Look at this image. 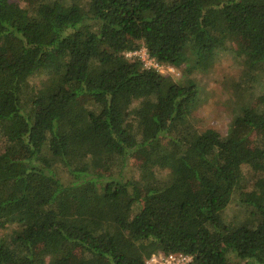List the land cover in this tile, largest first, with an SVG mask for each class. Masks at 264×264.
I'll return each instance as SVG.
<instances>
[{"label":"trees","instance_id":"trees-1","mask_svg":"<svg viewBox=\"0 0 264 264\" xmlns=\"http://www.w3.org/2000/svg\"><path fill=\"white\" fill-rule=\"evenodd\" d=\"M228 51L251 140L197 124ZM0 141V264H264V0H0Z\"/></svg>","mask_w":264,"mask_h":264},{"label":"rangeland","instance_id":"rangeland-1","mask_svg":"<svg viewBox=\"0 0 264 264\" xmlns=\"http://www.w3.org/2000/svg\"><path fill=\"white\" fill-rule=\"evenodd\" d=\"M21 5L35 8L39 4V0H16ZM228 46L230 50H236L238 46L237 39L235 38H229L228 39ZM129 57L133 58H140L143 61H146L147 64L151 62H155L153 59L149 57V54L147 53V49L145 47H142L139 50H136L132 52V55H129ZM148 64V65H149ZM162 73L170 74L172 75L176 80H183L185 77L184 68H181L179 70L175 69L172 66L164 67L159 66L158 68ZM239 67L237 66L234 56L231 51L222 53L219 59L215 63L214 72L208 76L200 75V83L203 86V91L201 95V105L195 112L197 118H198V126L201 129H206L208 127L215 128L219 131H221L223 134H227L229 132V129H232L233 134L237 138H247L248 140L254 139L255 134H251L249 132L248 128L243 127H232V121L234 117L235 112V104L234 101L230 100L232 97V84H228L227 86H231L232 89H228L225 87L224 82L226 81V78L229 79V77L233 76L237 73ZM42 78L38 77L34 80L38 83V85H41ZM234 90V89H233ZM253 91L255 92V104L259 102L260 96L263 95L261 87L258 86V84L254 87ZM234 128V129H233ZM253 135V136H252ZM251 138V139H250ZM2 141H0V150L2 147ZM139 165V162L137 160H131L128 164V166L125 169V175H127L129 178L132 177H138L139 170L137 166ZM244 172L246 175L250 173V170L248 168H244ZM237 194L233 196L232 203L230 205V210H228L226 213L227 219H230L231 217L236 216L238 219H241L244 217V215L248 212V210H245V208L242 209L241 206L237 205ZM6 226L0 230L6 231L11 230L13 228L17 227V224L14 222H6ZM7 230V231H8Z\"/></svg>","mask_w":264,"mask_h":264},{"label":"built area","instance_id":"built-area-1","mask_svg":"<svg viewBox=\"0 0 264 264\" xmlns=\"http://www.w3.org/2000/svg\"><path fill=\"white\" fill-rule=\"evenodd\" d=\"M127 55H132V52H128ZM146 66H154L159 68V64L156 62H151L149 65L144 61ZM192 257L183 253H154L147 258L146 264H188Z\"/></svg>","mask_w":264,"mask_h":264}]
</instances>
